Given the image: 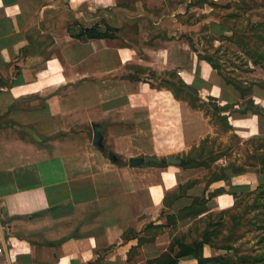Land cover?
<instances>
[{
  "label": "crops",
  "instance_id": "1",
  "mask_svg": "<svg viewBox=\"0 0 264 264\" xmlns=\"http://www.w3.org/2000/svg\"><path fill=\"white\" fill-rule=\"evenodd\" d=\"M174 1L0 0V264H149L167 253L188 223L205 216L172 226L167 216L182 207L163 214L150 189L132 196L94 192L84 177H73L75 161L63 154L65 141L37 138L66 132L79 118L109 119L123 111L133 131L141 115L151 119L152 107L164 111L171 92L152 86L141 69L175 71L177 80L215 96L208 88L211 69L183 32L184 15L200 6ZM95 25L115 29V38L77 37ZM224 92L217 95L225 101L235 94L228 87ZM234 97L229 105L239 116L231 118L233 130L264 138V91L251 97L260 108L254 114L245 109L246 96ZM21 128L35 131L22 136ZM167 186L164 196L178 187ZM215 198L233 204L226 189ZM215 251L205 246L203 257ZM178 264L197 262L182 257Z\"/></svg>",
  "mask_w": 264,
  "mask_h": 264
},
{
  "label": "rangeland",
  "instance_id": "2",
  "mask_svg": "<svg viewBox=\"0 0 264 264\" xmlns=\"http://www.w3.org/2000/svg\"><path fill=\"white\" fill-rule=\"evenodd\" d=\"M191 3L200 6V11L184 15L183 21L188 24L183 31L184 37L191 51L208 61H204L211 69L212 82L208 88H214L215 96L198 90L195 94L186 90L183 85H177L174 83L178 77L175 71L155 75L149 69H141V75L151 79L152 86L173 91L171 105L164 111L152 107L151 119H148V113L141 115V122L133 131H128L133 122L128 112L123 111L109 119L88 121L79 118L69 123V130L66 132L45 138L40 135L37 138L47 144H54L51 141L54 139L65 141L67 149L62 152L68 155L69 160L73 158L75 161L73 177H84L85 182L93 184L94 192H122L132 196L137 191L150 189L163 214L189 206L192 199L201 196L209 172L215 173L229 166L240 170L239 173H232L226 169L229 183L225 185V189L233 199L232 206L224 198H214L208 208L212 214L224 212L219 244L234 248L238 258L244 255L253 258L264 254V209H251L253 197L246 194L264 184V174L260 172L264 169V139H251L245 134L236 133L231 118L239 116L238 109L229 104L236 101L234 96L237 95L235 93L225 101L217 94L224 91L225 87L235 92L231 85H226L225 80L240 87V93L246 95V99L243 98L246 102L247 98L252 102L251 97L256 92L264 91V69L262 65H254L251 61V56L257 57L258 53L261 57L264 53V0H191ZM64 27L65 25L63 29ZM107 28V34L115 38V29L106 26L102 31ZM258 60L264 64L263 56ZM210 65L216 67L218 73ZM261 94L260 96L263 95ZM250 109V114L260 110L253 105ZM262 111L264 114V109ZM224 117L227 118L228 126L222 119ZM92 125L100 127L103 152L92 144ZM152 127L156 136L150 133ZM18 130V134L23 136L27 131L33 134L35 128ZM109 152L118 157L119 164L112 163L107 158ZM146 156L156 157L163 164L142 163L135 167L128 166L129 159ZM218 156L222 157L212 163ZM168 157L182 159L183 164L171 165L166 162ZM202 162L209 165L210 169L197 165ZM173 172L177 175L170 174ZM66 176L71 175L67 173ZM187 182L196 185L192 189L180 191L179 195L185 191V196L173 201L172 206L164 205L166 200H161L167 192L164 187L169 188V184L176 187ZM245 182L254 188L251 189ZM160 184L163 185V190H160ZM177 188L171 192H177ZM209 189L208 192L216 190L211 187ZM174 197L175 195L167 196V201H172ZM257 200L264 205V196ZM144 218L145 215L139 221L143 222ZM190 223L188 229L184 227V232L178 234L184 236L187 243L204 229L203 221ZM219 254L225 252L219 250L216 255Z\"/></svg>",
  "mask_w": 264,
  "mask_h": 264
},
{
  "label": "trees",
  "instance_id": "3",
  "mask_svg": "<svg viewBox=\"0 0 264 264\" xmlns=\"http://www.w3.org/2000/svg\"><path fill=\"white\" fill-rule=\"evenodd\" d=\"M264 27V24H263ZM107 30L102 31L99 29L97 25L92 26L87 29H81L79 31V34L77 37L82 40H91V39H107V38H112L109 34H107ZM225 38V37H223ZM264 42V38H263ZM195 52V51H194ZM264 57V53L261 54V57ZM198 59L201 61H205L208 63V61L204 60L200 56H198ZM251 61L254 65H259L264 69V64H261L258 60V58H261L258 53L257 57L251 56ZM212 68L217 71L218 69L214 67L213 65ZM226 81V85L229 84L235 89V93L238 97L243 98L246 95L240 93L242 90L240 89L239 86L232 85L229 81ZM177 85H183V87L188 90L189 92L197 93V89H195L192 86H187L184 85L181 80H177L176 82ZM229 88V87H228ZM230 89V88H229ZM251 90V88H249ZM168 90V89H167ZM249 90V91H250ZM170 91V90H169ZM245 91V90H244ZM173 92V91H171ZM239 92V93H237ZM224 97V91H221ZM253 105L250 100L247 102L246 105V110L250 111V106ZM226 109V108H224ZM219 111H221L219 109ZM218 111V112H219ZM225 123L227 124V118L224 117L222 118ZM228 126V124H227ZM264 139V138H263ZM220 157L218 156L212 160V163L216 162ZM198 166H205L206 168H209V165H206L204 162L202 163H197ZM226 169L230 170L232 173H239L241 172L240 170L232 168V166L226 167V168H221L218 172H209V177L207 180L204 182V189L201 193V196L192 199L191 204L189 206L182 207L177 214H172L170 216H167V222L169 225L175 226L176 221L178 219H185V218H190V219H197L200 215H205L203 218L197 219L195 221H203L204 222V229H202L201 232L198 233L197 237L194 240H191L190 242H185V237L184 236H179L175 237L170 246L168 247L167 253L163 254L158 260L149 263V264H178L179 259L182 257H192L193 259L196 260L197 264H264V254L259 255V256H248L244 255L238 258V256L235 254L234 248L230 246H221L219 244L220 237L222 235V228H223V217H224V212H220L217 214H212L210 209L208 208V203L218 195L222 194L225 192L224 188H218L214 190L213 192H208L209 186L212 183L216 182H223L225 185L229 183V177L226 174ZM261 174H264V169H262ZM196 184L192 182H187L185 184H179L177 188V192H169L164 196V205L167 206H172L173 201H177L181 199V197L185 196V191L182 193V195H179L180 191L183 190H189L192 189ZM175 193V194H174ZM174 196L175 197L172 199V201H167V196ZM236 196V195H234ZM248 197H253V202L251 204V209L253 210H259L260 208L264 209V205L260 204V202L257 200L258 198H262L264 196V184L259 186L255 191L250 192L246 194ZM237 199L235 197V205ZM165 207V206H164ZM263 235H264V227H263ZM205 246H208L210 249H214L217 251H224L225 254H219L216 256H212L209 258L203 257V248ZM233 251V253H231Z\"/></svg>",
  "mask_w": 264,
  "mask_h": 264
},
{
  "label": "water",
  "instance_id": "4",
  "mask_svg": "<svg viewBox=\"0 0 264 264\" xmlns=\"http://www.w3.org/2000/svg\"><path fill=\"white\" fill-rule=\"evenodd\" d=\"M92 131H93V138H92V144L93 146H95L99 151H104V147H103V137L101 135V130L100 127L98 125H92ZM107 158L115 164H119V159L118 157L109 152L107 153ZM166 162L171 164V165H175V166H181L183 164V160L182 159H178L175 157H168L166 159ZM142 163H155L157 165H162L163 161L159 160L156 157H151V156H146L143 158H131L128 160V166L129 167H135L138 165H141Z\"/></svg>",
  "mask_w": 264,
  "mask_h": 264
},
{
  "label": "bare ground",
  "instance_id": "5",
  "mask_svg": "<svg viewBox=\"0 0 264 264\" xmlns=\"http://www.w3.org/2000/svg\"><path fill=\"white\" fill-rule=\"evenodd\" d=\"M49 130V129H48Z\"/></svg>",
  "mask_w": 264,
  "mask_h": 264
}]
</instances>
